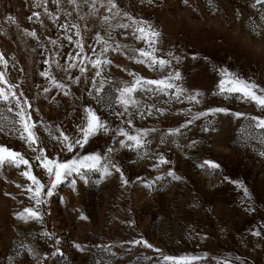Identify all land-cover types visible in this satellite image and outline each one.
<instances>
[{
  "label": "rangeland",
  "instance_id": "obj_1",
  "mask_svg": "<svg viewBox=\"0 0 264 264\" xmlns=\"http://www.w3.org/2000/svg\"><path fill=\"white\" fill-rule=\"evenodd\" d=\"M34 2L0 0V52L9 59L6 78L10 83L20 85L17 91H23L32 104L33 120H42L50 125L55 135H59L57 125L75 134V125L80 122L84 107L90 106L110 122V127H115L119 121L108 115L107 103L115 98L116 89L131 83L133 77L128 73L159 78V73L135 63L133 59L138 58V52L134 50L144 47L143 43L137 42L130 30L113 28L109 43H119L121 48L106 55L112 63L105 73L110 81L102 93L110 98L105 106L87 96L90 85H84L83 81L80 85L71 84L69 95L61 94L52 100L51 97L56 95L53 89L48 94L50 98L45 100L42 88H37V85L47 83L39 76V72L48 67L43 64L45 54L41 45L52 52L56 46L50 43L51 39H57L58 45L63 46L62 51H68L69 46L62 38L64 34L58 32L43 14V8L33 7ZM80 3L81 0H77V4ZM116 3L122 11L136 19L148 20L161 32L162 44L158 45L161 52L171 50L176 54H186L178 65L183 77L180 83L192 91L205 93L204 103L194 110L227 107L230 112L261 116L254 104L241 100L238 95L224 100L212 96L211 91L215 90L223 68L264 87V5L251 7L256 0H188L187 4L184 0H153L151 4H142L141 0H116ZM47 7L49 11L56 12L57 5L51 0ZM59 8L61 21L71 19L80 25L86 52L87 44L97 31L103 38H108L99 17L88 15V5L81 4L76 9L67 0H61ZM33 11L41 12L43 27L28 20ZM65 12L72 15L66 17ZM100 13L107 14L106 9L101 8ZM9 15L15 24L6 22ZM122 22L129 21L125 19ZM25 29H34L37 37L25 35ZM193 54L198 59L193 60ZM59 59L63 63V58ZM0 70H3L2 66ZM51 71L58 80L70 83L67 74L57 69L54 63ZM91 71L94 70H90L88 75ZM72 74L78 73L73 70ZM154 103L165 109L163 116L155 114L142 121L134 120L135 126L160 130L149 137L152 140L151 149L146 150L149 154L138 157L134 152L121 150L115 157L129 184L122 185L117 173L103 180L99 179V173H90L89 183L78 181L75 189L66 181L45 206L47 214L43 225L14 218L16 212L30 205L27 194L22 191L23 186L30 182L19 174L24 166L0 169V264H8L9 256L14 258L15 264H36L34 259L23 253L16 257L13 252L19 244L30 241L31 246L51 257L43 264H156L160 253L152 249L136 246L125 252L120 247L125 241L141 237L165 255L206 256L191 264H239L235 260L237 256L246 264H264V237L251 235L252 230H260L264 225V156L260 155L264 152V130L255 129L254 123L243 116L217 114L202 118L184 129L185 136L172 137L167 135L168 129L186 121L187 118L178 113L190 105L187 102L166 105L154 99H141L140 108L151 107ZM115 107L117 111L121 110L119 105ZM209 119L216 131L202 133L200 129ZM3 121L10 127L11 114L5 112ZM162 134L167 143H160ZM37 135L47 147L46 154L50 158L55 156L58 149L53 148L54 142L44 128H38ZM173 139L181 147L171 143ZM191 140L203 143L194 148L184 147ZM0 145L21 152L32 164L33 174L42 182L47 180L46 175H42L43 169L33 159L36 153L23 142L7 132H0ZM110 145L111 133H101L90 140L82 153H103ZM157 152L171 163L154 171L152 165L157 162ZM71 156V153L62 154L63 159ZM205 158L221 164L219 174H208L199 168ZM169 169L182 179L177 181L167 177ZM157 175L165 176V179L157 181L152 188L137 180L141 177L143 181H152ZM223 175L242 181L249 189L251 201L245 199L242 189L223 182ZM17 184L21 188H17ZM248 203L255 207L254 214L245 211ZM82 216L86 219H81ZM43 230L61 240L59 247L63 256H51L53 240L41 236ZM76 244L87 247L79 251L74 247ZM105 245L113 246L111 251L115 257L101 250Z\"/></svg>",
  "mask_w": 264,
  "mask_h": 264
},
{
  "label": "snow or ice",
  "instance_id": "obj_2",
  "mask_svg": "<svg viewBox=\"0 0 264 264\" xmlns=\"http://www.w3.org/2000/svg\"><path fill=\"white\" fill-rule=\"evenodd\" d=\"M48 2L49 0H35L33 7L43 8V14L52 21L58 32L64 34L62 38L67 41L69 50L66 52L62 51L63 46L58 45L57 39L50 40V43L56 46L54 52L41 45L44 49L43 54H45L43 64L48 65V67L41 70L39 76L47 83L37 85V88H42V94L45 100L50 98L48 94L53 89L56 90V95L52 96L51 99L55 100L58 95H69L71 84L80 85L83 81L84 85H90L87 90V96L94 99L102 107L105 106L106 100L110 99L102 95L105 91L106 84L110 83L105 73L108 66L112 63L111 60L106 58V55L109 51H118L121 48L119 43H109V40L112 39V30L114 27L130 30V34L135 40L143 43L144 47L134 50L138 52V58L133 57L135 63L146 65L147 68L156 71L160 75L159 78H145L134 72L128 73V75L133 77L131 83H125L123 87L116 89L115 98L110 103H107L108 115L116 117L119 121L115 127H110V122L107 119L102 118L93 107L88 106L84 107L80 122L75 125V134L68 133L66 128L57 125L56 131L59 135H55L50 125L44 124L42 120H33L32 104L23 91H17L20 85L10 83L6 78L9 59H6L5 54L0 52V66L3 68V70H0V132H7L23 142L32 152L36 153L33 159L38 162V167L43 169L42 175H46L47 177V180L42 182L41 178L33 174L32 164H30L29 159H26L21 152L13 150L9 146L0 145V169L5 166L14 169H19L21 166H24V170L19 174L30 182L22 188V191L27 194L30 205L16 212L14 214L15 220L35 222L43 225L44 216L47 214L44 210L45 206L49 204L50 199L56 194L57 189L66 181L73 189L76 188L78 181L87 184L90 181V173H99L100 180L112 176L113 173H117L119 174L121 184L127 186L129 180L125 178L121 164L115 157L118 156L121 150L134 152L138 157L149 154L146 151L150 150L152 145V140L149 137L152 133L160 130L155 127L135 126L134 120L138 118L142 121L146 117H151L155 114L163 116L165 112V109L159 107L156 103L152 104L151 107L141 109V99H154L156 101H162L166 105L170 102L176 104L187 102L190 105L178 113L186 117V121L178 127L168 129L167 135L172 137H176L177 135L185 136L184 129H188L190 125L195 124L202 118L215 117L217 114H231L237 118L243 116L245 120L254 123L255 129L264 130V87H261L256 82L243 78L240 74L233 73L227 68H223L220 69V79L215 86V90L211 91V95L219 96L224 100L238 95L241 100L254 104L259 109L261 116H246L241 112H230V109L227 107H208L203 110H194V108L204 103L205 93L201 90L192 91L180 83L183 77L178 65L182 63L183 57L186 54L183 52L176 54L171 50L166 53L161 52L158 48V45L162 44L161 32L148 20L136 19L129 15L128 12L122 11L118 7L116 0H81L80 4H77V0H67V3L74 5L76 9H79L81 4L88 5V15L99 17L100 22L105 26L108 38H103L99 31H97L93 40L87 44L88 51L86 52L80 25L71 19L60 20L59 5L61 0H51L53 4L57 5L56 12L49 11L47 7ZM152 2L153 0H141L142 4H151ZM187 2L188 0H184L185 4ZM257 5H264V0H256V4L251 7L255 8ZM101 8L106 9L107 14H101ZM64 15L70 17L72 14L71 12H65ZM40 17L41 12L33 11L28 16V20L33 23H38L43 27L44 22ZM80 18L84 19V17ZM125 19L129 22H122ZM6 22L9 25L16 23L11 15L6 17ZM24 33L34 38L37 37V32L34 29L32 31L25 29ZM59 58H63V63H61ZM191 58L196 60L198 56L193 54ZM204 59L207 60L208 58L204 57ZM53 63L62 73L67 74L69 84H66L63 80H58L53 75L51 71ZM73 70L78 74L73 75ZM90 70L94 71H91V75H88ZM116 105H119L121 110L117 111ZM5 112L11 114L10 127L3 121V114ZM38 128H44L45 132L54 142L53 148L58 149L55 156L50 158L46 154L47 147L40 142V138L37 135ZM200 130L205 134L216 131L211 119ZM101 133L105 135L111 133V145L107 147L106 151L103 153H82V150L89 144L90 140ZM262 136H264V133H262ZM167 142L164 134H162L160 143ZM171 143L176 144L178 148L181 147L174 139ZM202 143L203 141L191 140L184 147L194 148L197 144ZM63 153H71L72 156L71 158L63 159ZM155 155L157 162L152 165L154 171L159 170L161 165L171 163L162 153L157 152ZM260 155L264 156V152H261ZM198 166L208 172V174H212L213 172L219 174V170L222 167L221 164L210 158L203 159L202 163ZM166 176L177 181L182 179V177L176 175L171 169L167 171ZM164 179L165 176L162 175L155 176L152 181H143L141 177H137V180L143 182L147 188H152L157 181ZM222 181L234 184L242 189L245 199L249 202L251 201L252 197L249 189L242 181L233 180L227 175L222 176ZM16 187L21 188V185L17 184ZM5 195L8 194L6 193ZM245 211L254 214L255 207L251 203H248ZM81 219H86V217L82 216ZM40 235L48 240H53L54 251L51 253L52 257L64 255L59 247L61 244L59 238H53V235L47 230L41 231ZM251 235L264 237V225L260 226V230H252ZM31 244L32 242L30 241L29 243H21L16 246L13 249L15 256L20 257L21 253H23L28 258L34 259L36 264H43L44 261L51 258L47 253H42L38 247L31 246ZM125 244L128 245L127 248L124 247ZM136 246L152 249L160 253L157 257L156 264H191L193 261L206 258V256L201 257L195 255L182 257L165 255L161 249L155 248L147 239L142 237L125 241L120 245L121 248H124L125 252L130 251L132 247ZM74 247L79 251H83L87 245L76 244ZM95 247L99 248L100 245H96ZM112 247L111 245H105L101 250L108 253L110 257H115L116 254L111 251ZM7 259L8 264H15L12 256H9ZM235 260L239 264H246L238 256Z\"/></svg>",
  "mask_w": 264,
  "mask_h": 264
}]
</instances>
